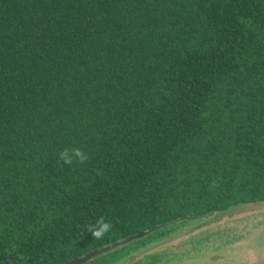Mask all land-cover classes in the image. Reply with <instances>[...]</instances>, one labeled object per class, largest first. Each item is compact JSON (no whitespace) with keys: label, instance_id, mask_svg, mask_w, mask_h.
Listing matches in <instances>:
<instances>
[{"label":"trees","instance_id":"trees-1","mask_svg":"<svg viewBox=\"0 0 264 264\" xmlns=\"http://www.w3.org/2000/svg\"><path fill=\"white\" fill-rule=\"evenodd\" d=\"M262 202L264 0H0V264L161 224L85 264H172L187 252L129 258Z\"/></svg>","mask_w":264,"mask_h":264},{"label":"rangeland","instance_id":"rangeland-1","mask_svg":"<svg viewBox=\"0 0 264 264\" xmlns=\"http://www.w3.org/2000/svg\"><path fill=\"white\" fill-rule=\"evenodd\" d=\"M191 222L196 223L182 230H189L186 237L155 251L170 256L187 252L172 264H257L262 255L264 204Z\"/></svg>","mask_w":264,"mask_h":264},{"label":"water","instance_id":"water-1","mask_svg":"<svg viewBox=\"0 0 264 264\" xmlns=\"http://www.w3.org/2000/svg\"><path fill=\"white\" fill-rule=\"evenodd\" d=\"M264 202L262 203H255V204H246V205H242V206H239L237 208H233V209H229L227 210L226 212H229V211H234V210H249V207H252V206H257V205H263ZM226 212H222V213H217L215 215H222ZM214 216V215H213ZM209 217L207 215H196V216H192L191 218H189L190 221H199V220H206L208 219ZM168 224H161L159 226H155L147 231H144V232H139L133 236H129L119 242H115L109 246H106V247H102V248H98V249H95V250H92L86 254H84L83 256L81 257H76V258H73L65 263H62V264H85L91 260H93L94 258L100 256V255H103V254H106L108 252H111L113 250H115L116 248L120 247V246H123L125 244H128L134 240H138V239H141L145 236H147L148 234H151L155 231H158V230H161L165 227H167ZM189 234V230L187 231H182L180 233H177V234H174L172 236H169L167 238H165L164 240L162 241H159L157 243H155L154 245L144 249V250H141L140 252L134 254V256H132L131 258H129V261H132L133 259H138V258H141L149 253H152L153 251L163 247L164 245H167V244H171L175 241H178L184 237H186L187 235ZM4 264H8V262L6 261ZM257 264H264V248L262 247V255L260 256Z\"/></svg>","mask_w":264,"mask_h":264},{"label":"clouds","instance_id":"clouds-1","mask_svg":"<svg viewBox=\"0 0 264 264\" xmlns=\"http://www.w3.org/2000/svg\"><path fill=\"white\" fill-rule=\"evenodd\" d=\"M87 159V155L79 148H73L71 150L65 149L59 153V156L56 160V165L58 167H66L70 166L74 160H78L79 162L83 163ZM111 229L112 224L101 218L97 221L96 225L89 228V231L95 239L99 240L102 239L106 233L110 232Z\"/></svg>","mask_w":264,"mask_h":264},{"label":"flooded vegetation","instance_id":"flooded-vegetation-1","mask_svg":"<svg viewBox=\"0 0 264 264\" xmlns=\"http://www.w3.org/2000/svg\"><path fill=\"white\" fill-rule=\"evenodd\" d=\"M246 264H249L247 261L245 262Z\"/></svg>","mask_w":264,"mask_h":264}]
</instances>
